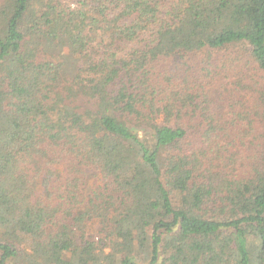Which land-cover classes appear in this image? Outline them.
Listing matches in <instances>:
<instances>
[{
	"label": "trees",
	"instance_id": "obj_1",
	"mask_svg": "<svg viewBox=\"0 0 264 264\" xmlns=\"http://www.w3.org/2000/svg\"><path fill=\"white\" fill-rule=\"evenodd\" d=\"M0 264H264V0H0Z\"/></svg>",
	"mask_w": 264,
	"mask_h": 264
}]
</instances>
